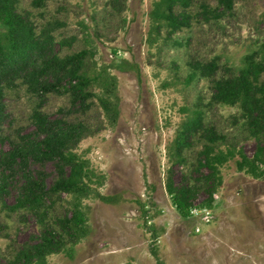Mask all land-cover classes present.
Returning <instances> with one entry per match:
<instances>
[{
	"label": "rangeland",
	"instance_id": "1",
	"mask_svg": "<svg viewBox=\"0 0 264 264\" xmlns=\"http://www.w3.org/2000/svg\"><path fill=\"white\" fill-rule=\"evenodd\" d=\"M155 1L43 0L39 7L32 0L18 3V11L30 12L37 27L60 23L53 36L61 57L87 49L86 70L107 67L117 78L115 125L101 108L102 89L94 83L88 87L94 96L84 107L73 105L63 86L42 100L24 86L4 96L1 128L7 138L0 148L10 149V140L34 131L30 115L40 105L51 119L86 127L73 151L88 159L97 175L91 183L94 192L118 196L116 204L95 193L83 199L90 232L76 244L73 258L52 254L47 264H264V177L239 171L238 156L229 159L219 165L221 182L211 207H205L207 189L215 183L197 181L209 171L195 166L207 141L192 133L179 153L175 146L187 122L202 111V126L225 136L218 142L220 148L253 157L257 141L242 124L239 107L214 102L209 78L196 76L189 83L186 79L195 61L215 59L220 76L229 74L228 67L237 72L249 53L264 57V0H234L230 13L209 20L194 18L190 27L172 34L160 28L150 42L149 13ZM193 2L194 11L201 3L218 5L217 0ZM122 59L137 63L140 74L117 69ZM179 154L182 161L177 160ZM28 168L34 174L43 171L47 187L53 184L52 162H30ZM169 174L175 186L198 188L189 218L180 215L166 190ZM22 182L17 174L8 184L5 206L0 203V264H8L9 257L41 234L36 216L11 208ZM70 199L65 193L56 195L49 215H70Z\"/></svg>",
	"mask_w": 264,
	"mask_h": 264
},
{
	"label": "trees",
	"instance_id": "2",
	"mask_svg": "<svg viewBox=\"0 0 264 264\" xmlns=\"http://www.w3.org/2000/svg\"><path fill=\"white\" fill-rule=\"evenodd\" d=\"M20 0H0V144L7 138L2 132V122L6 117L4 96L14 88L24 86L30 95L42 100L50 92L64 89L72 98V104L86 106L87 99L93 95L88 90L93 83L102 89L98 100L111 125H115L119 114V97L117 95V78L109 73L107 67L100 70L85 69V59L90 54L87 49L60 56L54 49L53 30L59 22H47L37 27L30 12H19ZM43 0H32L34 6H41ZM193 0H157L153 3L149 16L151 19L149 41L154 42L153 34L165 28L169 34L188 28L194 18H219L233 9L234 0H217L212 7L201 3L194 11ZM60 40V44H64ZM117 54V50H114ZM120 70L140 69L134 61L122 59L115 65ZM218 62L195 61L186 82L196 76L209 78L213 95L212 100L219 104L237 105L245 129L257 141L253 157H248L242 150L238 152L227 148L224 151L218 142L225 139L215 129L202 126V111H197L193 119L187 122L184 132L175 141L178 153L186 145L187 136L199 133L206 139L200 151L195 169L206 167L209 173L198 178L205 183L213 182L212 189H207L211 207L212 195L220 184L219 165L236 156L237 169L253 178L264 177V57L249 53L244 57V64L237 72L226 68L229 74L217 76ZM232 71V72H231ZM34 131L19 135L15 141L10 140V149L0 148V203L17 174L23 179L16 203L11 208H22L36 216L41 226L39 240L26 243L9 257L8 264H47L48 256L65 254L73 258L75 246L90 232L88 217L83 209V199L89 198L94 189L91 183L97 177L90 168L89 160L73 151L86 131L78 123H68L63 118L51 119L41 110L40 105L30 115ZM177 159L182 161L180 154ZM50 161L55 167V177L50 187L45 185V173L34 174L28 165L30 162L45 163ZM68 169V172H67ZM100 182V181H99ZM166 190L173 205L182 217L189 218L194 207L192 199L197 186H175L171 174L166 181ZM61 193L71 196L67 202L71 214L50 216L56 202L54 197ZM98 198L109 204H116L117 195L103 196L96 192Z\"/></svg>",
	"mask_w": 264,
	"mask_h": 264
}]
</instances>
